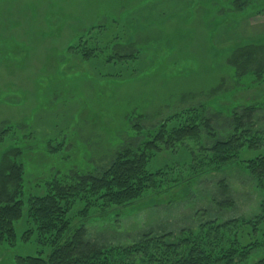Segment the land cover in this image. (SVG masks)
I'll return each instance as SVG.
<instances>
[{"label": "rangeland", "instance_id": "374dc122", "mask_svg": "<svg viewBox=\"0 0 264 264\" xmlns=\"http://www.w3.org/2000/svg\"><path fill=\"white\" fill-rule=\"evenodd\" d=\"M263 42L264 0H0V163L10 152L22 165L25 201L15 244L0 243V264L45 249L27 214L30 195L54 179L102 171L123 146L153 139L165 118L193 107L210 128L151 158L150 170H171L162 186L127 205L93 208L75 226L100 246L130 245L259 214L264 192L240 159L264 147L243 148L221 170L193 165L227 137L233 110L257 106L264 116V76L251 72L255 61L246 69L233 61ZM88 48L96 54L84 55ZM226 200L233 205L221 206ZM263 256L264 245L245 263Z\"/></svg>", "mask_w": 264, "mask_h": 264}, {"label": "trees", "instance_id": "16d2710c", "mask_svg": "<svg viewBox=\"0 0 264 264\" xmlns=\"http://www.w3.org/2000/svg\"><path fill=\"white\" fill-rule=\"evenodd\" d=\"M83 52L93 56L96 48ZM241 57L246 60L239 63ZM233 61L239 69L255 61L251 72L263 77L264 42L240 48ZM255 109L257 106L247 108L242 114L233 110L232 130L226 138L213 141L210 148L204 147L205 154L194 163V170L196 166L203 171L221 170L238 159L243 148L264 147V116L258 118ZM204 127L210 128L209 118H204L198 108H189L165 118L153 139L123 146L102 171L76 173L66 182L54 179L48 182L45 193L30 195L27 214L35 225L37 242L45 249L38 255L18 256L17 264H246L250 253L264 245V200L261 212L254 217L209 220L179 235L147 234L130 245L100 246L86 239L85 225L74 224L76 216L90 217L93 208L102 211L113 205H127L159 189L171 170H150L151 158L163 149H175L185 141L201 138ZM6 131L0 132V142ZM10 155L5 152L0 163V243L13 245L17 240L15 223L24 215L25 201L20 197L23 168ZM240 162L264 192V152ZM78 205L79 211L73 212ZM220 205L233 203L226 200ZM252 264H264V256Z\"/></svg>", "mask_w": 264, "mask_h": 264}]
</instances>
